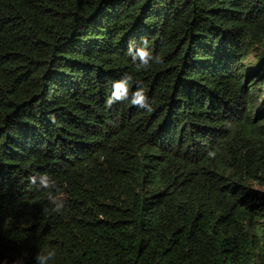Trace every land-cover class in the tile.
Here are the masks:
<instances>
[{
  "label": "trees",
  "instance_id": "16d2710c",
  "mask_svg": "<svg viewBox=\"0 0 264 264\" xmlns=\"http://www.w3.org/2000/svg\"><path fill=\"white\" fill-rule=\"evenodd\" d=\"M41 250L264 264V0H0V264Z\"/></svg>",
  "mask_w": 264,
  "mask_h": 264
},
{
  "label": "clouds",
  "instance_id": "9594fccd",
  "mask_svg": "<svg viewBox=\"0 0 264 264\" xmlns=\"http://www.w3.org/2000/svg\"><path fill=\"white\" fill-rule=\"evenodd\" d=\"M141 45L137 47L135 41L129 43L127 55L132 57L133 63L136 65V70H146L150 67L151 63H161L162 58L160 56H153L148 50L149 42L147 38H143ZM138 62V63H137ZM132 80L131 75L125 74L120 80L114 81L112 84L111 95L106 98L105 106L111 108L115 103L129 102L132 106L151 111V104L149 98L146 96L143 90L142 83L138 82L137 90L129 95V83ZM32 183H35V178H29ZM41 183L40 187L45 190H49V203L53 205L52 211L59 212L61 211L63 204L59 202V197L57 195L54 198L51 195L50 183L48 181L47 175H43L40 178ZM54 185V182H52ZM49 209L47 207L42 208V213H47ZM55 250H41L37 253L35 260L37 264H49L50 260L55 258ZM19 264V261L15 262Z\"/></svg>",
  "mask_w": 264,
  "mask_h": 264
}]
</instances>
